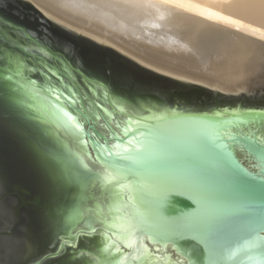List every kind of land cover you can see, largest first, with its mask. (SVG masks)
<instances>
[{"label": "water", "instance_id": "95a60500", "mask_svg": "<svg viewBox=\"0 0 264 264\" xmlns=\"http://www.w3.org/2000/svg\"><path fill=\"white\" fill-rule=\"evenodd\" d=\"M237 35L243 69L190 73L0 0V264H264V167L244 143L264 127V40ZM186 179L195 198H162Z\"/></svg>", "mask_w": 264, "mask_h": 264}, {"label": "bare ground", "instance_id": "6f19581e", "mask_svg": "<svg viewBox=\"0 0 264 264\" xmlns=\"http://www.w3.org/2000/svg\"><path fill=\"white\" fill-rule=\"evenodd\" d=\"M38 1L79 22H95L97 32L103 28L135 53L151 49L158 57L188 60L192 71L201 66L207 74L243 69L251 55L243 53L247 45L237 33L264 40V0ZM154 61L176 68L156 57Z\"/></svg>", "mask_w": 264, "mask_h": 264}, {"label": "snow or ice", "instance_id": "6c2138e0", "mask_svg": "<svg viewBox=\"0 0 264 264\" xmlns=\"http://www.w3.org/2000/svg\"><path fill=\"white\" fill-rule=\"evenodd\" d=\"M9 79H11V76H9ZM56 99L60 100V97L57 96ZM226 130L227 125L224 126L221 135ZM260 135H264V127L258 130V134L252 137H245L244 143L247 150L256 156L258 162L264 167V141L259 139ZM159 187L161 196L165 201L181 191L187 192L192 198H195L199 194L198 185L194 179L164 181L160 183ZM185 254L187 255V253Z\"/></svg>", "mask_w": 264, "mask_h": 264}, {"label": "rangeland", "instance_id": "374dc122", "mask_svg": "<svg viewBox=\"0 0 264 264\" xmlns=\"http://www.w3.org/2000/svg\"><path fill=\"white\" fill-rule=\"evenodd\" d=\"M86 20H82V22H85ZM87 22V23H86ZM85 22V24H88V25H93L94 23H91V22H89V21H86ZM91 23V24H90ZM93 26H97L98 27V25H96V23L93 25ZM103 28H101V31L103 32V30H102ZM105 34H107V33H105ZM148 52L146 53V52H144L145 54H149V55H154V57H156V58H158L159 60H162V61H164V62H166V63H169L170 65H172V66H174V67H176V68H178V69H188L189 67H186V66H188V60H185V61H183V60H179V59H170V58H166V57H164V56H157V54L155 53L154 54V52H152L151 51V49L150 50H148V49H146ZM164 54V53H163ZM173 53H171V54H168V55H172ZM170 59V60H169ZM169 61V62H168ZM200 62H203V63H205L203 60L202 61H200ZM181 65V66H180ZM182 67V68H181ZM200 68V69H199ZM199 68L197 69V70H194L195 72H198L199 71V73H203V74H207V71L203 68V67H201V66H199ZM194 71H187V72H194Z\"/></svg>", "mask_w": 264, "mask_h": 264}, {"label": "flooded vegetation", "instance_id": "af4514ba", "mask_svg": "<svg viewBox=\"0 0 264 264\" xmlns=\"http://www.w3.org/2000/svg\"><path fill=\"white\" fill-rule=\"evenodd\" d=\"M1 220V219H0ZM2 222H0V224H1Z\"/></svg>", "mask_w": 264, "mask_h": 264}]
</instances>
